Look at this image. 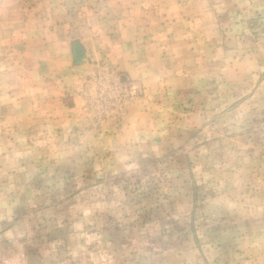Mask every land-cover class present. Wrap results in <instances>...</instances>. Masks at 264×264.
Listing matches in <instances>:
<instances>
[{
    "label": "rangeland",
    "instance_id": "rangeland-1",
    "mask_svg": "<svg viewBox=\"0 0 264 264\" xmlns=\"http://www.w3.org/2000/svg\"><path fill=\"white\" fill-rule=\"evenodd\" d=\"M0 264H264V0H0Z\"/></svg>",
    "mask_w": 264,
    "mask_h": 264
},
{
    "label": "water",
    "instance_id": "water-1",
    "mask_svg": "<svg viewBox=\"0 0 264 264\" xmlns=\"http://www.w3.org/2000/svg\"><path fill=\"white\" fill-rule=\"evenodd\" d=\"M85 56V51L79 42H74L72 44V57L75 65H80L83 63Z\"/></svg>",
    "mask_w": 264,
    "mask_h": 264
}]
</instances>
